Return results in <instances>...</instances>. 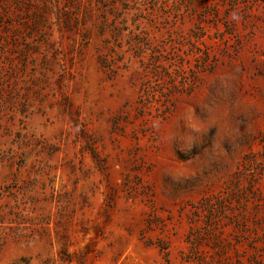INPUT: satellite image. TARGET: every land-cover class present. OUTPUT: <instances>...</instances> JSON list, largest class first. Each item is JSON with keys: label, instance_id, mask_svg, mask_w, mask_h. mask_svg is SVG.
I'll return each instance as SVG.
<instances>
[{"label": "rangeland", "instance_id": "1", "mask_svg": "<svg viewBox=\"0 0 264 264\" xmlns=\"http://www.w3.org/2000/svg\"><path fill=\"white\" fill-rule=\"evenodd\" d=\"M0 264H264V0H0Z\"/></svg>", "mask_w": 264, "mask_h": 264}]
</instances>
